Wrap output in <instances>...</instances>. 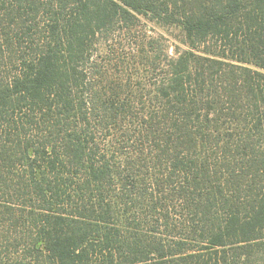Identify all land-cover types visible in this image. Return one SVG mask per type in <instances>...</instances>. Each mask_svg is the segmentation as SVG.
<instances>
[{
    "label": "trees",
    "instance_id": "16d2710c",
    "mask_svg": "<svg viewBox=\"0 0 264 264\" xmlns=\"http://www.w3.org/2000/svg\"><path fill=\"white\" fill-rule=\"evenodd\" d=\"M0 264H264V0H0Z\"/></svg>",
    "mask_w": 264,
    "mask_h": 264
},
{
    "label": "rangeland",
    "instance_id": "374dc122",
    "mask_svg": "<svg viewBox=\"0 0 264 264\" xmlns=\"http://www.w3.org/2000/svg\"><path fill=\"white\" fill-rule=\"evenodd\" d=\"M157 32L159 35L163 36V40L161 39L162 42L167 40V43L172 45V43H177V38L176 33L172 32L171 30H164V29H158ZM148 34H151V32H148ZM170 45V49L173 50V45Z\"/></svg>",
    "mask_w": 264,
    "mask_h": 264
}]
</instances>
